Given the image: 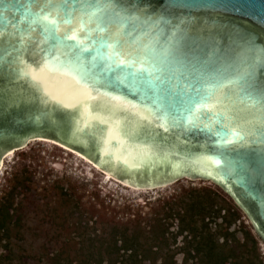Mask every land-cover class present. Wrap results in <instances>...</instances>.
I'll return each instance as SVG.
<instances>
[{"label": "water", "instance_id": "1", "mask_svg": "<svg viewBox=\"0 0 264 264\" xmlns=\"http://www.w3.org/2000/svg\"><path fill=\"white\" fill-rule=\"evenodd\" d=\"M110 2L112 8L106 14V19L113 21L110 31L115 32L120 22L127 31L134 21L141 48L149 47L154 50V59L165 61V72L155 73L164 82L149 83L147 73L143 69L137 71L134 65H113L109 71L108 61L101 57L94 60L92 41L100 39L99 33L91 39L85 37L87 43L68 41L86 49L79 54L96 74V87L105 93L90 106L85 103L83 107L63 108L54 102L46 103L30 79H21L17 75L19 69L8 65L0 70V167L2 157L9 151L26 145L30 139L47 138L135 187L164 185L181 176L210 179L234 198L264 240V143L251 136H232L233 142L228 144L204 128L209 124L214 131L224 132L222 124L226 123L247 131L250 126L244 121L250 113L230 108L232 116L221 121L216 112L223 105L208 111L200 104L207 94L203 89L215 82L214 77L229 76L237 62L258 59L257 54L264 50V0ZM28 3H32L34 14L48 12L49 0H0V30L8 28L0 38V51L9 40L19 42L13 25L20 24ZM52 18L60 19L54 8ZM80 24L75 19L72 25L61 24L57 35L63 36ZM46 26L51 27L48 21L35 25L24 45V59L33 66L42 57L51 58L49 51L52 56L57 55L47 40ZM256 68L257 79L264 80V67L257 64ZM197 85L200 92L195 90ZM109 95L128 103H117L115 115L109 118L105 112L101 123L97 113L102 105H112ZM70 102V98L66 100ZM133 105L167 113L168 130L158 127L155 119L142 120V113ZM117 127L120 132L113 136Z\"/></svg>", "mask_w": 264, "mask_h": 264}, {"label": "rangeland", "instance_id": "2", "mask_svg": "<svg viewBox=\"0 0 264 264\" xmlns=\"http://www.w3.org/2000/svg\"><path fill=\"white\" fill-rule=\"evenodd\" d=\"M38 139L11 150L0 170V191L15 190L12 212L18 221L10 232V252L3 246L5 242L0 244L6 264H131L123 259L132 250L139 253L142 263L163 264L171 255L169 264H184L188 254L193 259L186 264H220L208 256L210 247L217 244L231 249L236 264H264L263 238L234 198L214 181L181 176L162 186L134 188L109 178L74 150L47 138ZM16 182L18 186L13 188ZM192 187L209 190L205 199L214 201L215 209L202 213L214 234L204 239L199 260L194 249L199 244L184 249L190 233L181 227L176 213L166 219L165 200L158 199L171 194L189 199ZM128 198L133 203L129 210L123 207ZM180 207L175 205V212ZM219 224L229 227L228 231L220 232ZM135 233L138 239L123 249V236ZM210 239L214 241L210 243ZM56 251L57 261L50 259Z\"/></svg>", "mask_w": 264, "mask_h": 264}, {"label": "snow or ice", "instance_id": "3", "mask_svg": "<svg viewBox=\"0 0 264 264\" xmlns=\"http://www.w3.org/2000/svg\"><path fill=\"white\" fill-rule=\"evenodd\" d=\"M53 8L56 16L60 19L52 18ZM110 8H112L110 0L109 2L101 0L100 3H97L96 0H60L59 3H53V0H49L48 12L45 13L41 10L37 15L32 11V3L24 5L20 24L13 25L16 32L19 33V36L16 37L19 42L13 43L9 40L8 45L0 51V70L5 69L8 65L18 68L17 75L21 79H30L43 94L42 98L46 103L54 102L63 108L83 107L85 103L90 106L93 101L104 97L105 93L96 87V74L86 67L79 54L86 49H80L79 43L73 45L69 44L68 41L87 43L85 37L91 39L92 36L99 33L100 39L92 41V46L96 50L94 60L101 57L104 61H108L106 67L109 71L113 65L116 68L122 64L129 67L134 65L137 71L143 69L147 73L150 78L149 83L157 80L163 83L162 76L155 75V73L163 74L165 72V61L154 59V50L149 47L141 48L138 38L135 36L134 21L132 22L133 26L129 27L127 31L124 23L120 22L117 24L116 31L111 32L109 26L113 21L106 19V14ZM85 16L87 17L86 22ZM74 19L81 21L80 26L73 28L71 32L65 31L63 36H58L57 33L61 31V24L72 25ZM42 21H48L51 25V27L46 26L44 32L57 55L52 56L49 51L48 56L51 58L42 57L33 66L24 59V45L30 38L35 25ZM7 31V26L0 30V38ZM125 37L128 39L125 44H121ZM2 43L3 41L0 39V45ZM133 48L135 51L131 50ZM73 52H76L75 57L72 56ZM257 56L258 59L253 58L237 62L229 76L214 77L215 82L208 84L203 89L207 94L200 101L201 106L208 111H215L223 105V108L216 112V116L220 117L221 121L232 116L231 112L228 111L230 108L250 113L249 118L244 121L250 126L247 131H242L239 127H229L226 123L222 124V127L226 129L224 132L214 131L209 124L204 125V128L209 130V134L220 137L222 142L231 144L233 142L232 136L244 138L251 136L258 143H264V80H258L256 74L257 64L264 67V50L259 52ZM62 57L64 58L62 59ZM195 90L200 92L202 89L197 85ZM69 98L71 102L66 103ZM108 99L113 102L112 105H102L97 113L101 123H103L105 112L109 114V118L115 115L117 103L121 106L128 103L121 97L109 95ZM133 107H137L142 113V120L151 122L155 119L158 122V127H164L165 131L168 130L167 113L153 112V109L148 106L141 108L139 105H133ZM88 115H91L90 111ZM232 118L235 119V117ZM85 123L87 124V121ZM192 123L193 126H196L197 121L194 120ZM119 132L120 129L117 127L113 130V136Z\"/></svg>", "mask_w": 264, "mask_h": 264}, {"label": "trees", "instance_id": "4", "mask_svg": "<svg viewBox=\"0 0 264 264\" xmlns=\"http://www.w3.org/2000/svg\"><path fill=\"white\" fill-rule=\"evenodd\" d=\"M8 169V168H7ZM6 169V170H7ZM8 172V170H7ZM28 178V177H26ZM18 182H16L13 185V188L17 187L18 185H16ZM16 185V186H15ZM13 188H11V190H13ZM24 188H29V186H25ZM193 191V193L190 196V200L189 199H184L182 198L183 195H174L171 194L169 196L166 197V195H162L160 196L158 199L159 200H165V204L162 207L163 209L167 208V210L165 211L166 213V219L170 218L171 216H174V214L176 213L181 221V227H183V229L187 232L190 233L189 235V239H187V243L184 242V244L186 245L184 247L185 250H187L186 248L189 247V245L192 244H199V247L194 248L195 249V258H197V260H199L200 255L202 254V245H203V241L204 239H206L207 241V237L212 238L213 236V232H211V227L209 225V222L205 221V215H203L202 213H207L208 211H206L207 209H210V211H215L214 209V205L213 202L211 203L210 200H206L205 198L208 197V192L209 190L205 189V188H201V187H192L191 189ZM211 191V189H210ZM15 190L13 191H8V192H3L0 191V244H2L3 242H5L3 244V246L6 247L7 251L10 252L9 249V239H10V232L11 230L15 227V225L17 224V219L15 218L12 210L14 208V196H15ZM214 194L216 196H219L217 194V192L213 191ZM209 198V197H208ZM175 200V201H174ZM174 201V202H172ZM178 201V202H176ZM147 204V203H146ZM133 203L131 202V200L128 198L125 200V205L123 207H125V209H131L132 208ZM175 205H179L180 210H176L175 212ZM212 205V206H211ZM140 206V205H138ZM211 206V207H210ZM141 208H143V206H141ZM140 208V209H141ZM139 209V208H138ZM139 209V210H140ZM194 209H199V213H190L191 210ZM235 216L238 218H240L239 213L236 210H233ZM214 215H212L213 218ZM198 218H200L198 220ZM202 221L203 224L201 226H198V222ZM222 226V224H219V229L220 232H222L221 230H227ZM224 236H226V238H228L227 233H223ZM124 235V234H123ZM165 236V233H162V237ZM138 234L135 233L133 236H123L122 241H123V249H129L128 246L130 243L136 241L138 239ZM188 237V236H187ZM214 240L210 239L209 242L212 243ZM117 240L114 242L115 244H117ZM206 244V243H205ZM119 249H122V247H118ZM228 246H221L220 244L217 245H213L210 247V250H208V256L209 258L212 260L215 258L217 263L220 264H236V259L234 258L235 256L232 253L231 249H227ZM173 255V254H172ZM6 254H1L0 255V264H6L5 263V259H6ZM173 256H169L168 258H164L165 261L163 264H169L168 262L173 259ZM144 258V257H143ZM50 259L53 260H59L60 256L57 254V251L53 253V255L50 257ZM193 259V257L189 256L187 254L186 257H184V264H186L188 261H191ZM126 260H130L132 263L131 264H157L155 261L151 260V262H147V263H142L140 260H142V258L139 259V253L136 250H132L131 253L127 254V257L125 259H123V263L126 262ZM110 264H114V262L110 263ZM215 264V263H214ZM254 264V263H252Z\"/></svg>", "mask_w": 264, "mask_h": 264}, {"label": "bare ground", "instance_id": "5", "mask_svg": "<svg viewBox=\"0 0 264 264\" xmlns=\"http://www.w3.org/2000/svg\"><path fill=\"white\" fill-rule=\"evenodd\" d=\"M39 139H45V138H39ZM38 139V140H39ZM56 142V141H55ZM58 143V142H57ZM60 144V143H59ZM61 145V144H60ZM64 146V145H63ZM66 147V146H65ZM70 150L73 151V149L69 148V147H66ZM17 149V148H16ZM14 151V150H13ZM12 152V151H11ZM76 152V151H75ZM78 153V152H77ZM10 154V151L8 153H6L3 157H2V165L0 167V170H2L3 166H4V159L5 157H7V155ZM79 154V153H78ZM83 159H86L88 162H90L91 164H93L94 167H96L97 169H99L100 171H103V173H105L109 178L111 179H116L117 181H119L120 183L126 185V186H130V187H134V188H154V187H158V186H162V185H157V186H153V187H135V186H132V185H129V184H126L122 181H120L119 179L113 177L112 175L108 174L107 172H105L104 170H102L101 168H99L97 165H95L92 161H90L89 159H87L86 157L82 156L81 154H79ZM167 184V183H166ZM165 185V184H164Z\"/></svg>", "mask_w": 264, "mask_h": 264}]
</instances>
